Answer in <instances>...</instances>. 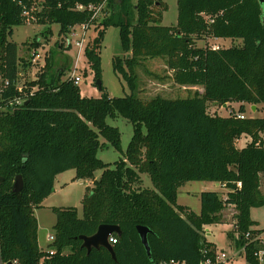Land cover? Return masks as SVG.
I'll return each mask as SVG.
<instances>
[{
  "label": "trees",
  "instance_id": "1",
  "mask_svg": "<svg viewBox=\"0 0 264 264\" xmlns=\"http://www.w3.org/2000/svg\"><path fill=\"white\" fill-rule=\"evenodd\" d=\"M85 7L104 5L93 21L96 36L85 56L98 80L101 49L110 27L119 29L122 56L113 68L130 88L123 98L82 96L80 87L62 80L70 67L57 68L56 55L46 59L37 80L27 83L28 100L10 106L21 94L20 74L32 57L19 56L12 41L14 28L26 25L25 11L37 23L59 26L67 40L71 29L90 23ZM160 0H0V255L20 264H201L217 248L207 241L205 227L221 224L229 206L236 210L235 229L228 233L245 250L246 264H259L264 233L251 210L264 206V118L239 119L247 106L264 104V5L259 0H178V21L164 26ZM240 40L242 45L213 49L196 47L195 38ZM63 44V42H62ZM57 46V45H56ZM61 46V45H60ZM59 47V46H57ZM150 59H163L175 83L201 87L186 98H139L138 70ZM22 69V70H21ZM102 88L101 91H103ZM32 94V96H31ZM239 103L229 116L208 113V103ZM5 109V110H4ZM122 117L134 126L126 154L114 168L98 157L100 149L121 148V133L107 123ZM242 135L252 142L240 149ZM104 139L105 142H102ZM76 171V180H93L83 200V216L74 208L55 209L53 255L39 245L35 211L54 191L58 175ZM103 170L100 179L95 173ZM148 174L153 189L142 188ZM22 176L24 188L14 192ZM192 181L219 183L226 197L202 192L196 214L177 202L178 190ZM101 225H115L116 259L106 248H83L81 236H92ZM147 227L151 254L138 227ZM251 233L250 240L246 234Z\"/></svg>",
  "mask_w": 264,
  "mask_h": 264
},
{
  "label": "rangeland",
  "instance_id": "2",
  "mask_svg": "<svg viewBox=\"0 0 264 264\" xmlns=\"http://www.w3.org/2000/svg\"><path fill=\"white\" fill-rule=\"evenodd\" d=\"M163 3L161 10L166 7L167 10L163 12V25L175 26L178 21V0H160ZM133 4L137 3V0H132ZM96 28H91L89 31L88 44L96 36ZM82 35V31L79 27L76 29V36H68V40H62L59 36V26L57 25H43L41 23L26 24L14 28V35L11 40L19 45V56L22 58L32 57L37 53L40 58L37 62L33 61L32 67L28 70L22 71L25 74L24 81L27 83L37 80L39 75L43 73L46 59L50 55H56L57 68L70 67V71L66 72V75L62 80H66L68 75L74 69V64L77 59L78 49L75 42ZM63 42V44H62ZM71 42V46H69ZM87 44V45H88ZM59 47H57V46ZM61 45V46H60ZM196 47L204 48L206 46L212 47L218 45L220 47L228 48L231 46H240L242 42L240 40L230 39H213L200 37L195 38ZM123 51L120 44L119 29L110 27L105 33V37L101 49V64H102V76L99 79L102 87L101 91L97 85L95 74L90 66L85 54L82 55L77 70V75L81 77L80 83L81 94L85 97L99 98L102 94H106L109 98H123L130 96V91L127 83L120 79L115 73L113 68V59L116 56H122ZM43 66V67H41ZM22 70V69H21ZM173 72L169 71L165 61L163 59H150L146 61L141 69L138 70L139 75V92L137 96L139 98H155L161 96L163 98H186L193 96L196 92L202 93L201 87H189L182 86L173 80ZM2 78L0 76V85ZM1 88V86H0ZM232 104V103H231ZM232 106L227 107L229 111H222L223 106L218 103H208V113L213 116H229ZM235 111L236 110L235 108ZM229 112V113H228ZM246 118H264V104L256 112L252 111V108L248 107L244 114ZM107 123L110 126L116 127L121 133V148L122 151H118L113 147L106 149H100L98 157L105 163L110 165V168L115 167V163L124 157L128 149L129 143L134 134V126L131 122L122 117L115 119L108 118ZM264 138V134L262 135ZM105 142L104 139H101ZM103 170H99L95 173V179H100ZM76 171L69 170L61 174L55 183L54 191L49 198L35 211V216L38 220V233L39 244L45 250L49 249V242L47 238L49 235H54V226L57 222V215L55 209H69L74 208L78 211L79 216H83L82 200L87 193L94 187L93 180H76ZM142 187L146 189H153V184L148 174L141 176ZM224 186V185H223ZM207 191L226 192V189L217 186L214 182L208 181H192L181 186L178 190L177 202L183 206L188 207L190 211L200 214L201 212V193ZM262 192L264 194V185H262ZM228 194V193H227ZM224 194V195H227ZM235 211L229 210L227 216L231 219ZM251 218L257 223V226L264 230V206L253 208L251 210ZM232 228L229 225L215 224L206 227L207 238L217 245L218 250H224L232 257L227 264H246L245 252L239 248H236L228 239V233H231ZM233 229L235 226L233 225Z\"/></svg>",
  "mask_w": 264,
  "mask_h": 264
},
{
  "label": "built area",
  "instance_id": "3",
  "mask_svg": "<svg viewBox=\"0 0 264 264\" xmlns=\"http://www.w3.org/2000/svg\"><path fill=\"white\" fill-rule=\"evenodd\" d=\"M85 9H87L88 11H91L93 13L92 18H91V22L74 27L73 29H71V33H70L71 36H76L77 27H79L82 31V35H80L78 40L75 42V45L78 49V52H77V59H76V62L74 64V69L71 71V73L66 78V80L72 81L77 86H79L80 83L82 82L81 77L77 75V70L79 67L80 59H81L82 55L85 54L86 48L88 46L87 44H88V39H89L88 38L89 37V31L91 28L94 27L93 21L95 19H98L102 15L103 10H104V5H100V6L90 5L89 7H85L83 5L77 6V10H79V11H84ZM24 16L26 17V24H32L35 22L37 23V18L31 11H25ZM67 40H68V38H67ZM71 45L72 44L70 42L69 46H71ZM212 48L216 50V49H219L220 46L214 45V46H212ZM32 56H33L32 63H33V61L37 62V60L40 58V55L37 53H34ZM41 67H43V66H41ZM20 76L23 79L26 77L24 73H21ZM9 86H10V83L5 82L3 89L8 88ZM3 89H0V92H2ZM17 89L20 92L21 96L16 98L12 103H10V106H13L14 104L17 106H22L24 104V102L28 100V95L25 93V90H24V84L18 85ZM31 96H32V94H31ZM0 110H3V109L0 108ZM238 118L239 119H245L246 117L244 114H238ZM251 237H252L251 233L246 234L247 240H250ZM47 241L50 243L49 245L53 244L55 242V234L49 235L47 238ZM253 241L258 243V245H260L262 247L261 250L256 252L255 256L257 257L259 264H264V233L257 235ZM109 242L113 245V244H116L117 240L111 236L109 239ZM243 251H245V250L243 249ZM55 252L56 251L54 248L47 249V253H49L51 255H53ZM231 259H232V257L229 256V254L227 252L217 250L214 257L205 259L203 262H201V264H227ZM0 264H20V263L18 260L4 261L0 255ZM162 264H165V263H162ZM170 264H184V263L171 261Z\"/></svg>",
  "mask_w": 264,
  "mask_h": 264
},
{
  "label": "water",
  "instance_id": "4",
  "mask_svg": "<svg viewBox=\"0 0 264 264\" xmlns=\"http://www.w3.org/2000/svg\"><path fill=\"white\" fill-rule=\"evenodd\" d=\"M262 5H264V0H259ZM97 85L100 90H102V84L101 81L98 79L97 80ZM253 111H256V106H253ZM24 188V181L22 176H18L15 184H14V192L19 193L23 190ZM138 232L140 234L141 240L143 245L145 246L148 255L151 254V250L149 247V242H148V234L150 230L147 227H138ZM121 234V229L119 226L115 225H101L98 228V231L92 235V236H81V240L83 241V248L87 249L88 252H91L92 249H101V248H106L108 249L113 258L116 259L115 253H114V248L113 245L109 242L110 237L114 234Z\"/></svg>",
  "mask_w": 264,
  "mask_h": 264
},
{
  "label": "crops",
  "instance_id": "5",
  "mask_svg": "<svg viewBox=\"0 0 264 264\" xmlns=\"http://www.w3.org/2000/svg\"><path fill=\"white\" fill-rule=\"evenodd\" d=\"M163 24V23H162ZM94 28H95V26H94ZM203 93V92H202ZM83 96V95H82ZM232 106L231 108H229L230 110L231 109H235L236 108V110H238L239 109V107H240V104L239 103H230V104H227V105H224L223 106V112L224 111H229V110H227V107H229V106ZM262 105H258V106H256V111H258L259 109H260V107H261ZM248 107H250V108H252L253 109V106H247V108ZM253 111V110H252ZM256 111H254V112H256ZM229 113V112H228ZM228 116V115H227ZM226 116V117H227ZM253 118H256V116H254ZM258 118V117H257ZM263 140H264V138H263ZM252 142V138H251V136H249V135H242L241 136V138L237 141V143H236V145H237V147L238 148H240V149H243V148H245L248 144H250ZM63 174V173H62ZM61 175V174H60ZM60 175H58L57 176V178L60 176ZM57 178H56V180H57ZM142 180H143V178H142ZM56 183V182H55ZM217 184V186H221V187H223V188H225L226 189V192H222V193H220V192H217V193H219L222 197H226V195H224V194H227V193H229V189H227L225 186H223V185H221V184H219V183H216ZM143 188V187H142ZM143 189H146V188H143ZM216 192V191H215ZM49 198V197H48ZM47 198V199H48ZM47 199H45V201L47 200ZM44 201V202H45ZM43 202V203H44ZM179 204V203H178ZM179 205H181V204H179ZM181 206H183V205H181ZM184 207H186V206H184ZM188 208V207H187ZM229 210H233V211H235L236 212V210H235V208L233 207V206H229L226 210H224V212H223V218H224V221H223V223H221V224H223V225H229L232 229V231L234 230L233 229V225H234V223H235V218H234V216H235V214L233 215V217L230 219L229 218V216H227V212L229 211ZM254 221V220H253ZM258 227V226H257ZM205 229H206V227H205ZM258 229H261V228H259L258 227ZM263 230V229H262ZM206 237H208V236H206ZM207 241L208 242H210V243H213L212 241H210L208 238H207ZM231 241V240H230ZM231 243L235 246V243H234V241H231ZM214 245H215V247L217 248V245L215 244V243H213ZM40 245V244H39ZM41 249H43V250H45L43 247H40ZM237 248V247H236ZM217 250H218V248H217ZM222 251H224V250H222Z\"/></svg>",
  "mask_w": 264,
  "mask_h": 264
}]
</instances>
